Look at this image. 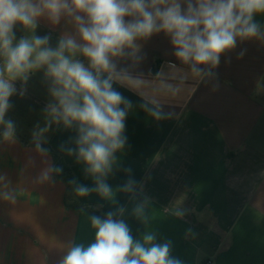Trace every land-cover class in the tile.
Returning <instances> with one entry per match:
<instances>
[{"label":"crops","instance_id":"0c3cea01","mask_svg":"<svg viewBox=\"0 0 264 264\" xmlns=\"http://www.w3.org/2000/svg\"><path fill=\"white\" fill-rule=\"evenodd\" d=\"M254 19L264 26V14ZM14 32L17 40L29 34L19 24ZM65 33L76 35L68 18L52 24L41 17L34 34L50 36L55 48ZM137 44L138 60L116 61L118 70L127 69L142 85H113L132 108L125 149L116 154L120 163L107 182L117 188L131 177L138 187L135 195L119 192L116 205L96 193L75 195V184L93 187V180L61 151L62 144L74 146V129L53 124L37 135L51 101L44 70L16 82L5 114L15 124L10 139L0 125V264H60L74 244L94 242L90 210L66 202V184L54 172L43 178L53 168V155L40 144L60 153L72 169L77 203L104 217L125 208L121 218L134 239L151 228L155 243L169 242L170 255L181 264H264V40H238L221 55L215 76L204 79L176 58L165 33ZM153 108L168 118L155 119L146 110ZM143 196L151 200L147 225L132 215ZM177 206L182 217L171 212Z\"/></svg>","mask_w":264,"mask_h":264},{"label":"clouds","instance_id":"9594fccd","mask_svg":"<svg viewBox=\"0 0 264 264\" xmlns=\"http://www.w3.org/2000/svg\"><path fill=\"white\" fill-rule=\"evenodd\" d=\"M257 14H264V0H0L3 138L10 139L15 128L5 114L13 106L10 98L17 93L16 82L26 83L43 69L51 101L44 110L45 127L37 135L42 136L53 124L74 129V146L62 144L61 151L74 156L93 180V187L75 184V195L96 193L116 205L119 192L135 195L138 185L131 177L117 188L107 182L120 163L116 154L125 149V120L132 108L113 85L135 89L142 85L127 69H117V59L138 60L137 41L163 32L170 38L176 58L189 66L193 77L211 78L221 55L235 48L238 40H264V26L254 19ZM41 17L52 24L68 18L76 35L65 33L51 47L50 36L34 34ZM17 24L29 33L19 40L14 32ZM24 91L21 88L20 94ZM146 110L157 120L168 118L158 108ZM53 171L62 169L51 168L43 178ZM125 171L131 173L130 168ZM150 205V198L143 196L132 210L145 225L153 219ZM124 212L123 206H117L104 218L91 216L94 242L87 247L74 244L60 264H181L170 255L169 242L155 243L151 228H146L141 239H134L121 218ZM171 212L184 215L178 206Z\"/></svg>","mask_w":264,"mask_h":264},{"label":"trees","instance_id":"16d2710c","mask_svg":"<svg viewBox=\"0 0 264 264\" xmlns=\"http://www.w3.org/2000/svg\"><path fill=\"white\" fill-rule=\"evenodd\" d=\"M40 146L44 149L47 150L49 152L52 153L53 155V168L54 167H59L62 169L61 172L56 173L54 172L55 176H57L58 178L62 179L65 184H66V188H67V193H66V202L69 205H73V206H78V207H86L90 210L92 215H96V216H100V217H104L103 214H101L98 210H96L94 207L90 206V205H83L80 203H77L75 201V198L73 197L72 194V187L73 181H75V176L74 173L72 171V169L69 167V165L65 162L63 156L58 153L57 151H54L50 146L45 145V144H40Z\"/></svg>","mask_w":264,"mask_h":264},{"label":"built area","instance_id":"2783aa9c","mask_svg":"<svg viewBox=\"0 0 264 264\" xmlns=\"http://www.w3.org/2000/svg\"><path fill=\"white\" fill-rule=\"evenodd\" d=\"M205 264H211V262H210V261H208V262H206Z\"/></svg>","mask_w":264,"mask_h":264}]
</instances>
